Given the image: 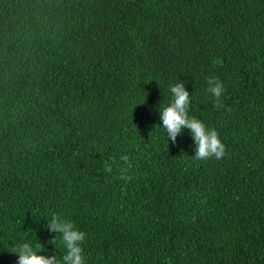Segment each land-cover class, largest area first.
I'll return each mask as SVG.
<instances>
[{
	"label": "trees",
	"instance_id": "1",
	"mask_svg": "<svg viewBox=\"0 0 264 264\" xmlns=\"http://www.w3.org/2000/svg\"><path fill=\"white\" fill-rule=\"evenodd\" d=\"M177 82L222 159L167 139ZM53 213L85 264H264V0H0V264L61 259Z\"/></svg>",
	"mask_w": 264,
	"mask_h": 264
},
{
	"label": "clouds",
	"instance_id": "2",
	"mask_svg": "<svg viewBox=\"0 0 264 264\" xmlns=\"http://www.w3.org/2000/svg\"><path fill=\"white\" fill-rule=\"evenodd\" d=\"M171 102L159 110V119L162 122L167 139L173 144L183 129H188L193 142L196 144L194 159L207 161L210 158L222 159L226 155V147L221 141L214 128H208L204 122L194 116L188 115L190 102L189 92L186 91L184 82H177L169 86ZM207 91L212 94L218 102L225 88L219 78L212 76L207 80ZM216 107H221L215 103ZM127 162V157H122ZM105 171H111L110 166H106ZM126 179H131L127 177ZM47 229L60 235L63 248L65 250L61 259L56 255H42L45 249L40 243L37 245L39 251L34 250L29 242L19 244L14 252L17 259L15 264H85L83 242L86 233L77 228L71 220H65L53 213Z\"/></svg>",
	"mask_w": 264,
	"mask_h": 264
}]
</instances>
